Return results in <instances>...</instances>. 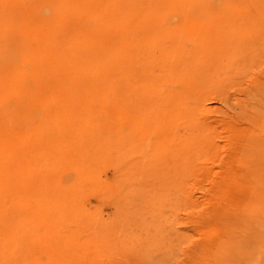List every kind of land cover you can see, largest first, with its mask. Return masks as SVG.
<instances>
[{
    "label": "rangeland",
    "instance_id": "rangeland-1",
    "mask_svg": "<svg viewBox=\"0 0 264 264\" xmlns=\"http://www.w3.org/2000/svg\"><path fill=\"white\" fill-rule=\"evenodd\" d=\"M9 1L0 264H264V0L195 4L205 22L184 38L160 7L166 23L142 25L135 50L150 72L63 78L87 80L68 90L51 78L31 93L19 70L21 57L34 70L30 51L6 58L3 12L28 16L41 0ZM176 45L182 67L155 66ZM96 78L105 85L86 86Z\"/></svg>",
    "mask_w": 264,
    "mask_h": 264
},
{
    "label": "bare ground",
    "instance_id": "bare-ground-1",
    "mask_svg": "<svg viewBox=\"0 0 264 264\" xmlns=\"http://www.w3.org/2000/svg\"><path fill=\"white\" fill-rule=\"evenodd\" d=\"M9 2L10 6L13 3H18L15 5L16 7L26 4L25 0H10ZM205 2V0H41V4L34 10L35 12L29 13L30 17L15 9L17 12H13L15 15L11 20L8 17L11 15V10L8 9L3 12V21L10 25L6 26L7 31L5 30L4 36L12 38L9 44L6 42L8 45L5 43L6 58L9 59L14 54H18L19 57L22 47H26L30 51L34 72L29 71L30 64L24 57L19 60V70L22 75L20 76V86L24 85L29 93L34 89V85H45L47 79L51 78V83L61 84L55 87L68 90L69 87L71 89L82 88V86H72V84L82 85L87 80L62 81L63 78H93L119 73L136 74V71L143 74L150 72L146 61L149 62L152 56H148L147 60L146 56L141 55L142 52L139 56L135 54V50L141 51L138 38L143 34L141 32L145 31L141 26L166 23V16L158 14L156 9L170 5V10H176L174 12L176 16L169 20L172 21L178 17L182 19L177 31H174L175 35L184 38L183 35L186 31L196 33V29L199 27H196L195 23L205 22V14L199 17L191 10L195 4L202 5ZM208 6L210 10V4ZM179 8H183L182 11L179 12ZM207 12L209 11L207 10ZM26 17L28 22L23 27L20 19ZM48 18L47 29L39 32L41 24ZM24 30L29 34L25 39H20L19 32ZM162 50L163 58L158 60L155 66L157 65L164 71H170L174 69L173 67H182L180 64L184 60L179 54L177 45L170 46V48L165 47ZM173 57H175L174 66ZM150 65L152 63H149L148 66ZM185 70H187V66L177 68L178 73ZM29 75L35 76L39 82L26 81ZM185 78H187V74H185ZM92 81L93 84L86 86L95 88L105 85L104 79L96 78ZM11 94L10 96H12ZM69 121L72 122V119ZM189 145L188 147H190ZM189 160H191V156Z\"/></svg>",
    "mask_w": 264,
    "mask_h": 264
}]
</instances>
